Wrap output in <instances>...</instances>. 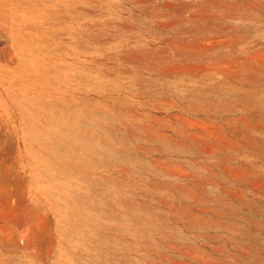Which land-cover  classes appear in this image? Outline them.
<instances>
[{
  "label": "rangeland",
  "instance_id": "rangeland-1",
  "mask_svg": "<svg viewBox=\"0 0 264 264\" xmlns=\"http://www.w3.org/2000/svg\"><path fill=\"white\" fill-rule=\"evenodd\" d=\"M0 264H264V0H0Z\"/></svg>",
  "mask_w": 264,
  "mask_h": 264
},
{
  "label": "bare ground",
  "instance_id": "bare-ground-1",
  "mask_svg": "<svg viewBox=\"0 0 264 264\" xmlns=\"http://www.w3.org/2000/svg\"><path fill=\"white\" fill-rule=\"evenodd\" d=\"M68 135H69V134H68ZM46 136H47V139H48V138H51V139H52V141H53V145H52V146H53V147H56V145L59 144V142L62 141L61 138H60V136H59V135H53L52 131L47 132V133H46ZM40 139H41V138H40ZM39 142H40V141H39ZM49 143H50V142H49ZM50 144H52V143H50ZM81 145H82V142H81ZM56 151H57V150H56ZM112 156H113V155H112ZM64 161H65V160H64ZM65 163H66V162H65ZM33 171H34V170H33ZM66 173H67V172H66ZM68 174H70V173H68ZM39 175L42 176V178H43V174L40 173ZM61 176H62V175H61ZM70 176H71V175H70ZM31 181H32V180H31ZM37 181L39 182L40 180H37ZM59 184L61 185V183H59ZM37 185H38V184H37ZM37 185H36V186H37ZM33 186H34V185H33ZM33 186H32V187H33ZM38 187H39V186H38ZM28 188H29V186H28ZM35 188H36V187H35ZM35 188H34V190H35ZM41 188H42V187H41ZM58 188H59V187H58ZM29 189H30V188H29ZM45 189H46V188H45ZM62 189H63V188H62ZM60 190H61V189H60ZM60 190H59V191H60ZM30 191H31V190H30ZM45 192H46V191H45ZM47 192H48V190H47ZM49 192H50V191H49ZM47 194H49V193H47ZM56 196H57V195H56ZM53 197H55V196H53ZM49 199H50V198H49ZM49 199H48V202L50 201ZM45 200H47V199H45ZM56 200H57V198H56ZM14 209L16 210V207H14ZM32 216H33V215H32ZM42 216H43V215H42ZM40 217H41V215H40ZM36 218H38V217H36ZM34 219H35V218H34ZM34 219H33V220H34ZM41 219H42V218H41ZM39 228H40V227H39ZM33 230H34V229H33ZM46 234H47V233H46ZM36 235H37V234H36Z\"/></svg>",
  "mask_w": 264,
  "mask_h": 264
}]
</instances>
